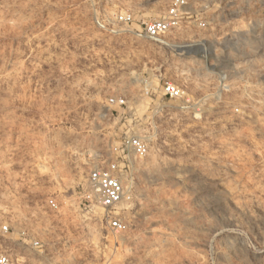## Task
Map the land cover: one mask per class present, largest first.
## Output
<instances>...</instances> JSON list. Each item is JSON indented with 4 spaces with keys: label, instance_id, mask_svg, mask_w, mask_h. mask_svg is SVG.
I'll list each match as a JSON object with an SVG mask.
<instances>
[{
    "label": "rangeland",
    "instance_id": "obj_1",
    "mask_svg": "<svg viewBox=\"0 0 264 264\" xmlns=\"http://www.w3.org/2000/svg\"><path fill=\"white\" fill-rule=\"evenodd\" d=\"M173 2L0 0L1 249L26 264H264V0H185L162 43L137 34ZM166 82L183 98L162 99ZM130 136L148 152L125 157L115 232L87 177Z\"/></svg>",
    "mask_w": 264,
    "mask_h": 264
},
{
    "label": "built area",
    "instance_id": "obj_2",
    "mask_svg": "<svg viewBox=\"0 0 264 264\" xmlns=\"http://www.w3.org/2000/svg\"><path fill=\"white\" fill-rule=\"evenodd\" d=\"M185 4V0H174L169 9L168 16L162 19H154L142 23V29L137 34L154 43H162L164 37L175 30L180 23V8ZM116 21L120 25H128L133 21L132 15L128 13L116 16ZM198 26L201 29L206 28V23L200 22ZM162 99L175 100L183 98V91L173 83L166 82L162 88ZM110 103L125 105L124 99H110ZM188 103L189 100L185 99ZM119 160L111 161L105 168H96L91 171L87 177L89 189L97 199L98 205L104 212V220L108 227L115 232H124L126 225L122 219L116 215V210L122 206L127 199V191L123 185L122 173L126 169L125 157L132 155L137 158H143L147 155L148 147L146 142L139 136L125 137L118 147H115ZM48 204L55 207L52 200ZM4 232L8 229L3 228ZM24 233H22V236ZM36 245V242L32 243ZM0 264H26L22 258L15 255L11 250L0 248Z\"/></svg>",
    "mask_w": 264,
    "mask_h": 264
}]
</instances>
